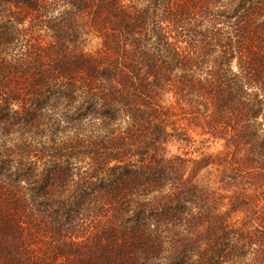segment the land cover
I'll return each mask as SVG.
<instances>
[{"label": "trees", "instance_id": "16d2710c", "mask_svg": "<svg viewBox=\"0 0 264 264\" xmlns=\"http://www.w3.org/2000/svg\"><path fill=\"white\" fill-rule=\"evenodd\" d=\"M0 264H264V0H0Z\"/></svg>", "mask_w": 264, "mask_h": 264}, {"label": "rangeland", "instance_id": "374dc122", "mask_svg": "<svg viewBox=\"0 0 264 264\" xmlns=\"http://www.w3.org/2000/svg\"><path fill=\"white\" fill-rule=\"evenodd\" d=\"M191 134L195 141L186 145L175 138H172L167 144L168 156L180 155L185 159H200L203 155L214 153L217 154L221 149L220 144L212 145L208 136H202L201 131L191 128ZM219 173L209 174V169H204L199 178L204 181L205 184L212 183L218 180Z\"/></svg>", "mask_w": 264, "mask_h": 264}]
</instances>
